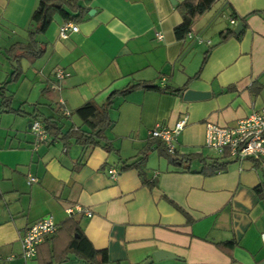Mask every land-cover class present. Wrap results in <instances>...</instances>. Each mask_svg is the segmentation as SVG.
Returning <instances> with one entry per match:
<instances>
[{"label":"crops","instance_id":"obj_1","mask_svg":"<svg viewBox=\"0 0 264 264\" xmlns=\"http://www.w3.org/2000/svg\"><path fill=\"white\" fill-rule=\"evenodd\" d=\"M38 1L0 0V87L15 64L6 49L27 42ZM76 1L77 30L60 38L65 20L55 14L36 36L43 53L22 56L19 78L4 88L15 110L0 108V264H88L66 248L75 227L106 252L107 264H264V195L256 188L264 168L256 161L227 157L225 169L210 174L199 158L172 163L154 141L142 174L121 169L141 157L150 129L183 116L175 154L220 159L204 145V123L231 125L264 106V0H216L183 38L174 27L184 0ZM54 68L68 75L58 81ZM136 83L143 85L112 98L101 144L33 141L35 113L57 117L88 99L102 104ZM186 91L200 96L187 99ZM58 124L62 133L72 125L88 130L76 114ZM45 217L56 231L23 258V231ZM158 250L173 256L155 260Z\"/></svg>","mask_w":264,"mask_h":264},{"label":"trees","instance_id":"obj_2","mask_svg":"<svg viewBox=\"0 0 264 264\" xmlns=\"http://www.w3.org/2000/svg\"><path fill=\"white\" fill-rule=\"evenodd\" d=\"M216 0H184L179 6L181 9V21L174 27V33L177 37L183 38L185 34L190 30L193 21L211 7V5ZM83 11L82 6H80L76 0H39L36 7L33 9L30 20L33 24V29L28 32L27 42H15L6 49V54L10 60L14 61L13 71L10 74V79L5 80L1 83L0 87V108L2 110H15L11 107L12 95H5L4 88L7 83L11 81H16L20 74L21 68L19 66V59L22 56H32L37 57L43 53V47L40 46L39 41L36 36L45 31L50 22L52 21L55 14L59 15L63 20H75L77 19ZM231 31H228L229 34ZM143 85L142 83H136L134 85H128L120 90L111 91L105 101L102 104H97L95 100L88 99L84 101L80 106H78L74 111L69 114H61L57 117H44L40 113H35L33 119L40 121L46 134L51 140L61 139L65 147L69 141L73 140L74 143L80 145L82 148H87L90 146L99 145L101 134L105 128H107L110 123V117L108 109L111 105V100L115 95H124L131 91L137 86ZM146 86L158 88L157 85ZM182 87L173 89L174 92H181ZM72 114H76L80 119L82 124L88 127V130L82 129L80 126L72 125L66 132L62 133L61 128L58 124L61 116L71 117ZM150 142L143 149L142 155L139 159L131 160L130 162L122 161L121 169L135 166L139 169L142 174V169L140 168V161H144L145 152L150 149L151 143L157 141L162 144L161 152L169 157V160L174 164H179L183 161L190 162L194 158H199L203 162L204 167H209L206 173H215L225 169V166L229 162L227 156L224 154L218 158H206L201 155H176L175 153H168L163 145V143L158 138L150 137ZM160 144V145H161ZM102 147L106 150H110L109 144L104 143ZM255 164L258 167L264 168V163L256 161ZM257 191L260 195H264V183L256 186ZM75 233L71 236L67 242V249H70L78 256L82 257L88 264H107V256L104 250L94 249L90 242L87 240L83 232L80 231L78 227H75ZM56 231V229H55ZM54 231V232H55ZM50 235L45 236L44 240Z\"/></svg>","mask_w":264,"mask_h":264},{"label":"built area","instance_id":"obj_3","mask_svg":"<svg viewBox=\"0 0 264 264\" xmlns=\"http://www.w3.org/2000/svg\"><path fill=\"white\" fill-rule=\"evenodd\" d=\"M77 28L74 22L65 20L59 24L58 35L60 38H66L70 32L76 31ZM157 36L161 37V34L157 33ZM187 36H191V32H188ZM52 74L60 81L68 75V72L62 68H54ZM62 113L67 115L70 111L67 108H62ZM185 122L186 117L183 116L175 121L172 127L156 125L149 130V136L158 138L168 153H175L177 137ZM29 129L35 136V144L48 137L43 124L36 119L30 122ZM204 145L219 156L225 154L235 160L251 159L264 163V106L252 110L231 125L206 121L204 123ZM108 173L115 176L117 172L111 167L108 168ZM28 180L35 181L36 178L29 176ZM75 210L79 211V208L66 209L69 214L74 213ZM87 215H90L88 211ZM55 229L56 224L51 217L40 218L30 223L21 236V256L25 259L34 257L37 245Z\"/></svg>","mask_w":264,"mask_h":264},{"label":"water","instance_id":"obj_4","mask_svg":"<svg viewBox=\"0 0 264 264\" xmlns=\"http://www.w3.org/2000/svg\"><path fill=\"white\" fill-rule=\"evenodd\" d=\"M242 27V23L238 22L235 26V28L233 29L234 33H238L241 30ZM185 98L189 99V98H197V96H200L199 94H195L192 93L191 91H186L185 92ZM173 255L171 253H168L166 251H162V250H158L153 252V258L155 260H160L163 259L164 257H172ZM141 264H146V263H141Z\"/></svg>","mask_w":264,"mask_h":264},{"label":"rangeland","instance_id":"obj_5","mask_svg":"<svg viewBox=\"0 0 264 264\" xmlns=\"http://www.w3.org/2000/svg\"><path fill=\"white\" fill-rule=\"evenodd\" d=\"M31 135L33 136V141L35 142V138H34L35 136L32 133H31Z\"/></svg>","mask_w":264,"mask_h":264}]
</instances>
